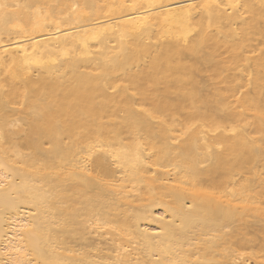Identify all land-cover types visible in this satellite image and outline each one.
<instances>
[{
    "label": "bare ground",
    "instance_id": "6f19581e",
    "mask_svg": "<svg viewBox=\"0 0 264 264\" xmlns=\"http://www.w3.org/2000/svg\"><path fill=\"white\" fill-rule=\"evenodd\" d=\"M0 264H264V0H0Z\"/></svg>",
    "mask_w": 264,
    "mask_h": 264
}]
</instances>
